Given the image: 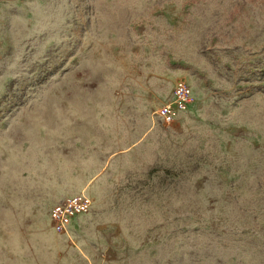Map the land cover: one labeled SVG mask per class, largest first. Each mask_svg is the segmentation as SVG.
Returning <instances> with one entry per match:
<instances>
[{"label": "rangeland", "instance_id": "374dc122", "mask_svg": "<svg viewBox=\"0 0 264 264\" xmlns=\"http://www.w3.org/2000/svg\"><path fill=\"white\" fill-rule=\"evenodd\" d=\"M0 264H264V0H0Z\"/></svg>", "mask_w": 264, "mask_h": 264}, {"label": "built area", "instance_id": "2783aa9c", "mask_svg": "<svg viewBox=\"0 0 264 264\" xmlns=\"http://www.w3.org/2000/svg\"><path fill=\"white\" fill-rule=\"evenodd\" d=\"M194 101L192 87L185 80H178L172 91V98L155 110V115L165 124H172L179 111H187ZM93 198L86 191H76L65 196L50 210L51 227L55 233H66L74 217L84 215L92 207Z\"/></svg>", "mask_w": 264, "mask_h": 264}, {"label": "crops", "instance_id": "0c3cea01", "mask_svg": "<svg viewBox=\"0 0 264 264\" xmlns=\"http://www.w3.org/2000/svg\"><path fill=\"white\" fill-rule=\"evenodd\" d=\"M79 216H80V215H79ZM79 216H76V217L73 218V220H72V222H71V225H73V226L76 225V223H77L78 220H79ZM71 225H70V228H71Z\"/></svg>", "mask_w": 264, "mask_h": 264}]
</instances>
